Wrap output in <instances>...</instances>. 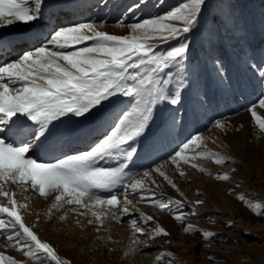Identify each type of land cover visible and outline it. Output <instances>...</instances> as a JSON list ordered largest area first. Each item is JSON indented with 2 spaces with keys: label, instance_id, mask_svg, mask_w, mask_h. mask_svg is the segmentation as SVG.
Here are the masks:
<instances>
[{
  "label": "snow or ice",
  "instance_id": "6c2138e0",
  "mask_svg": "<svg viewBox=\"0 0 264 264\" xmlns=\"http://www.w3.org/2000/svg\"><path fill=\"white\" fill-rule=\"evenodd\" d=\"M46 2L0 0V29L18 23L29 27L38 23L43 18ZM144 3L146 0H140V4L128 11L133 12ZM118 23L127 27L129 34H109L96 22L59 27L43 38L34 31L27 39L33 44L40 41L39 46L21 49L16 60L0 66V197L7 200L6 205H0V236L36 264L71 262L63 259L49 243L39 238L32 225L24 222L21 209H27L28 197L20 203L16 199L17 192L9 185H17L25 192L30 189L44 199L54 197L49 215L65 205L73 206V212L87 209L78 214L90 212L100 227L109 216L117 222L129 216L133 231L143 235L145 226L155 221L144 212L132 217L130 207L134 205L128 196L134 194L140 201L172 211L185 233H199L204 239L216 235L213 231H201L191 223L184 225L186 217L196 216L197 212H184L179 200L155 198V194L145 188L143 179L134 178L129 169L139 155L141 141L148 137L162 113L167 114L165 124L181 123L183 114L179 109L185 93L196 92L202 72L201 59L194 53L197 40L203 51L217 53L210 61L216 75L223 78L224 66L219 53L228 41L237 39L236 33L240 31L234 0H183L165 14L131 24L123 20ZM15 39L7 42L12 44ZM4 40L0 35V42ZM153 40L175 41V44L161 51L151 42ZM208 63L209 60H205L203 66ZM248 67L264 81V63H250ZM200 100L204 102L203 97ZM106 104L114 107L97 118L96 114ZM258 105L264 109V96L258 100ZM248 110L264 132V118L257 114L256 106ZM93 119L98 122L88 129L81 141L85 148H77L72 154L62 152L46 162L40 158L38 153L50 141L58 125L65 122L84 125ZM215 126L223 129L225 124L218 120ZM95 132L100 134L93 139ZM202 144L201 136H191L174 150L171 163L177 169L180 163L190 164L210 174L192 161L209 159L217 165H225L231 159ZM153 171L176 188L161 167ZM149 175V171L142 173L143 177ZM179 175L185 173L180 170ZM215 178L230 180L227 173L217 174ZM117 189L123 190V199ZM237 198L254 214L264 216V204L246 200L244 194ZM121 204L124 207H120ZM88 222L91 224L93 220ZM168 235L164 227L155 223L148 239L154 243L157 238ZM132 244L139 246L140 241L133 239ZM165 255L172 253L156 256V264H161ZM0 264L23 262L0 252Z\"/></svg>",
  "mask_w": 264,
  "mask_h": 264
},
{
  "label": "rangeland",
  "instance_id": "374dc122",
  "mask_svg": "<svg viewBox=\"0 0 264 264\" xmlns=\"http://www.w3.org/2000/svg\"><path fill=\"white\" fill-rule=\"evenodd\" d=\"M182 2L146 0L129 12L128 9L140 4V0H47L42 9L43 18L38 23L31 27L19 23L8 26L0 29V35L5 38L2 42L13 37L23 39L43 27L49 35L59 27L81 22H96L109 34L126 35L130 30L120 26L119 21L131 24L162 15ZM234 5L240 17V31L236 33L237 39L228 41L219 53L224 66L223 78L216 75L210 61V57L217 53L203 51L197 40L194 53L201 59L202 72L196 83V92L185 93L183 106L179 109L183 114L181 123L174 126L165 124L167 114L162 113L151 133L141 141L139 155L129 169L134 178L143 179L145 188L154 193L155 198L170 197L183 203L184 212H197L196 216H187L184 225L191 223L201 231H213L215 237L204 239L199 233H185L172 211L140 201L134 194L128 196L134 205L130 207L132 217H137L139 212L152 215L155 223L170 235L159 237L153 243L148 239V233L155 223L145 226L143 235L133 231L129 216L122 217L120 222L109 216L100 227L90 212L78 214L87 212V209L73 212V206L68 205L49 215L48 209L54 197L44 199L30 189L25 192L17 185H9L17 192L16 199L20 203L28 197L27 209H21L24 222L32 225L39 238L49 243L63 259L71 264H156V256L170 252L172 255H165L161 264H264V216L254 214L245 202L237 198L244 194L246 200L264 204V132L248 110L255 105L257 114L264 118V109L258 105V100L264 96V81L248 67L250 63H264V0H234ZM151 42L161 51L175 44V41ZM19 48L9 55H1L0 66L16 60L20 50L26 47ZM205 60H209L206 67L203 66ZM200 97H203V103ZM113 107V104H106L96 117L105 115ZM218 120L225 124L223 129L215 126ZM97 122L98 119L89 120L84 125L65 122L57 126L53 136L60 132L58 141L66 144L83 128ZM195 135L202 137V147L231 159L225 165H217L209 159L192 161L210 174L185 163H180L177 169L170 156ZM156 167H161L176 188L153 171ZM180 170L184 176L179 175ZM144 171H149L150 175L143 177ZM223 173H227L230 180L215 178ZM116 191L123 199V190ZM197 201L203 203L197 204ZM6 204L7 200L0 197V205ZM61 216H66V219L61 220ZM89 220L93 223L90 224ZM97 227H100L99 231ZM133 239L140 241L139 246L132 244ZM0 252L23 264H36L10 246L2 236Z\"/></svg>",
  "mask_w": 264,
  "mask_h": 264
},
{
  "label": "bare ground",
  "instance_id": "6f19581e",
  "mask_svg": "<svg viewBox=\"0 0 264 264\" xmlns=\"http://www.w3.org/2000/svg\"><path fill=\"white\" fill-rule=\"evenodd\" d=\"M36 33L41 38H43L47 34V29L43 27L42 29H38ZM7 41L8 40L0 44V59L2 57L1 55H9L14 51L19 50V46H25L26 48L24 50H28L31 47H35L37 44L40 43V41H37L36 44L33 45L32 40L27 39V36H25L23 39H15L14 43L12 44H9ZM92 127L93 125L88 128H83L78 136L71 138V140L68 141L66 144L60 143L58 141L60 137V132H58L57 135L53 136V138H51L50 141L43 148H41L38 155L43 160H51L52 157L60 156L62 152L69 153L74 152L73 150H76L77 148H85L86 145L81 141H83L84 137L88 134V129H91ZM99 134V132L93 133L92 138L94 139Z\"/></svg>",
  "mask_w": 264,
  "mask_h": 264
}]
</instances>
